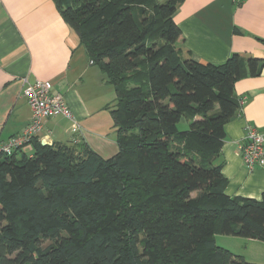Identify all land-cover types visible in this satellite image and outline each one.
Here are the masks:
<instances>
[{"label": "trees", "instance_id": "trees-1", "mask_svg": "<svg viewBox=\"0 0 264 264\" xmlns=\"http://www.w3.org/2000/svg\"><path fill=\"white\" fill-rule=\"evenodd\" d=\"M53 1L115 87L119 150L36 135L32 154L0 151V264H261L216 235L264 242V192L229 195L220 160L236 82L264 58L196 60L179 45L184 0Z\"/></svg>", "mask_w": 264, "mask_h": 264}, {"label": "crops", "instance_id": "crops-1", "mask_svg": "<svg viewBox=\"0 0 264 264\" xmlns=\"http://www.w3.org/2000/svg\"><path fill=\"white\" fill-rule=\"evenodd\" d=\"M174 20L182 30L179 45L196 60L221 63L233 53L264 58V0H184ZM37 79L52 82L53 91L64 96L81 125L76 134L63 116L45 119L38 135L42 142L85 141L105 158L118 152L119 131L105 108L115 87L91 62L54 1L0 0V146L29 123L32 110L23 89ZM235 92L243 107L225 126L220 160L228 179L226 191L259 199L264 164L247 168L242 147L248 125L264 132V67L260 75L237 81Z\"/></svg>", "mask_w": 264, "mask_h": 264}, {"label": "built area", "instance_id": "built-area-1", "mask_svg": "<svg viewBox=\"0 0 264 264\" xmlns=\"http://www.w3.org/2000/svg\"><path fill=\"white\" fill-rule=\"evenodd\" d=\"M233 1L240 4L244 0ZM23 96L32 110L30 121L20 134L2 144L0 151L12 153L17 149H24L32 154V139L43 130L45 119L51 117H65L71 122L72 131L76 134L80 132L81 125L66 103L64 96L53 91V84L50 80L37 79L32 83L26 82ZM244 141L242 158L246 167L253 169L264 164V132L253 125H248Z\"/></svg>", "mask_w": 264, "mask_h": 264}, {"label": "rangeland", "instance_id": "rangeland-1", "mask_svg": "<svg viewBox=\"0 0 264 264\" xmlns=\"http://www.w3.org/2000/svg\"><path fill=\"white\" fill-rule=\"evenodd\" d=\"M108 103L113 105L116 101V91H111ZM181 127H185L186 123H182ZM136 132L137 130H130L129 133ZM216 242L221 246L229 248L232 252L244 256L248 261L254 263L264 264V242L257 240H250L241 236L217 234Z\"/></svg>", "mask_w": 264, "mask_h": 264}, {"label": "water", "instance_id": "water-1", "mask_svg": "<svg viewBox=\"0 0 264 264\" xmlns=\"http://www.w3.org/2000/svg\"><path fill=\"white\" fill-rule=\"evenodd\" d=\"M44 143V142H43Z\"/></svg>", "mask_w": 264, "mask_h": 264}]
</instances>
